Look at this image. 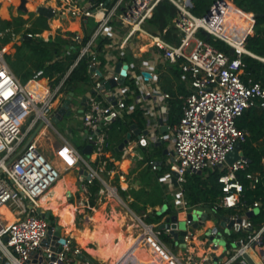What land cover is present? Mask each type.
I'll use <instances>...</instances> for the list:
<instances>
[{
  "label": "built area",
  "instance_id": "2783aa9c",
  "mask_svg": "<svg viewBox=\"0 0 264 264\" xmlns=\"http://www.w3.org/2000/svg\"><path fill=\"white\" fill-rule=\"evenodd\" d=\"M58 1L47 6L54 15L67 13L70 18L80 20L78 28L59 32L65 38L59 57L72 58L62 74L50 76L44 69H38L29 85L25 84L2 57L0 49V264H101L82 257L89 255L71 234L62 230V225L61 232L56 234L55 223L46 216L39 198L62 176L61 169L39 145L40 130L30 141H24L39 122L54 127L53 116L61 114L59 121H62L70 110V116L77 118L84 128L85 144L91 143L93 148L90 159L86 158L60 134L65 141L62 148L65 155L73 157L72 166L81 162L87 165L89 175L80 174L79 180L83 190L91 193L90 185L96 178L106 183L100 172L109 161L103 155L114 121L138 108L143 111L145 126L130 124L118 149L125 153L132 150L133 141L147 148L164 144L170 157L168 176L170 181L175 177L180 186L173 197L179 211L166 214L158 229L153 223L145 224L144 244L153 247L168 264H264V221L256 226L253 218L264 211V155L258 167H253V159L245 152L232 163L227 160L237 143L246 142L251 135L247 128L239 127V117L251 106L264 109V86L246 74L242 58L243 53L256 54L245 47V39L240 42L245 48L239 46L227 30L231 0H212L202 13L193 10L194 0H171L178 11L174 18L177 42L145 28L146 20L161 0ZM91 18L95 21H88ZM141 32L152 38L145 50L148 57L143 59L136 52L141 47ZM200 32L227 42L235 48L237 57ZM6 33H11L13 40L24 38L13 27L0 30L1 37ZM37 35L40 33L27 31L26 36ZM129 50L141 59L138 65L126 58ZM84 60L90 78L89 91L79 97L74 91L67 101L72 90L66 86L67 79ZM158 63L176 65L186 81L187 90L180 95L181 113L176 121H170L168 99L172 94L154 88L158 82ZM122 74L124 81H120ZM129 77L135 78L137 93L127 82ZM131 93H134L132 102ZM27 119L29 123L23 129ZM163 127L166 132H160ZM93 161L100 162L99 168L92 165ZM149 163L156 169L163 160L152 157ZM204 169L219 171L220 193L207 205L204 201L190 203L182 188L187 173H201ZM167 208L164 203L157 213ZM223 209L228 212L221 213L214 225L210 212L218 214ZM173 214H177L176 219ZM181 219L187 224L198 222L203 230L198 233L190 226L174 227ZM207 220L212 223L206 226ZM173 229L178 230L177 236ZM232 230L242 233L232 237ZM163 231L172 237L175 246L178 243L179 251H174L160 237ZM198 243L203 247L201 253L197 251Z\"/></svg>",
  "mask_w": 264,
  "mask_h": 264
},
{
  "label": "trees",
  "instance_id": "16d2710c",
  "mask_svg": "<svg viewBox=\"0 0 264 264\" xmlns=\"http://www.w3.org/2000/svg\"><path fill=\"white\" fill-rule=\"evenodd\" d=\"M10 1L14 3H19L20 1V3H22L21 0ZM211 2L212 0H208L206 3L204 2V0H198L197 2H194L193 10L195 12H199L201 9H207ZM234 2L243 10L247 12H253V17L256 19L253 32L248 33L244 40L245 47L255 53L256 56L249 53H243L242 58L246 63V74L253 76L264 86V0H234ZM27 6L28 8H30L28 4ZM246 14L249 15L250 13ZM176 15V5L171 0H161L156 6L153 15L146 20L145 28L150 32L163 34V36L171 42L178 41L179 37L177 34L176 26L174 25V18ZM88 21L95 20L91 18ZM25 22V19L19 20V23H22L23 25ZM53 22L58 23L59 25L61 24V20L56 16H53ZM14 23V21H8V25H6V27ZM35 23L38 24V26L33 23L31 25V28H27V30L29 29L33 32H41L44 28L49 27V24H47L46 22L41 23L40 21H37ZM16 27L15 29H17ZM164 28H167L166 32H164ZM200 34L213 42L217 47L230 53L231 46L227 42L215 38L213 35L208 36L204 32H200ZM64 43L65 38L60 33L50 34L47 39L40 35L28 37L25 34L23 41V45L28 46L32 50L31 56L28 55L27 57H33L32 60L34 65L37 67V70L44 69V73L50 76L55 75L57 72H60V74H62L66 70L70 63V60L72 59L71 56H69L67 59H61V57H59L62 52ZM86 69L87 62L84 60L71 72L67 79L66 86L74 90H77V88H81L84 90L85 84H90L86 74ZM33 74L34 73L31 70L28 71V76L31 77ZM127 82L130 83L132 87L136 89V91H138L135 78L129 77L127 79ZM171 105L173 111H177L179 116L181 113L182 99L178 98L177 96L173 97L171 99ZM142 112L143 111L138 108L136 109V114H134V116L136 117V115L138 114L142 115ZM175 117L176 116L174 115L173 119H176ZM124 118L125 116L119 117L116 123L112 125V133L110 132L111 136L109 139V144L111 140L113 141L115 135L114 129L118 130L122 125L125 124L126 118ZM142 119H144V117ZM238 125L239 127H246L251 132V135L248 137L247 141L244 144L242 143V147L244 149V152L253 159L255 164L253 167H258L260 158L262 155H264V109L258 106H251L245 109L243 114L238 119ZM147 149L148 148H144L145 151ZM158 149L159 154L163 155L164 149ZM153 152L154 151L150 150L147 151L145 159L149 161L152 157H154ZM144 171L145 173L143 174V177L141 179L146 184L151 185V189H146L145 187L140 189H131L132 192L137 196V199H142L144 203V206L139 207V202L135 201L134 203H132L133 208H135L136 210H146L147 204L163 205L164 203H167L168 208L164 212L159 214L157 213V209H155L152 215H154V213L156 215L157 213L156 216H163L168 213H177L179 210L175 207L173 196L164 190L166 184L162 179L165 176L166 172L163 173V165L154 169L151 164H148L147 168H145ZM218 174V170L207 169V173L204 178L199 176L197 173L188 175L187 181L183 184V189L185 192V196L187 197L189 202L198 203L200 201H204V204L207 205L209 204V201L214 200L220 193ZM91 202L94 205V197H91ZM87 241L90 240L86 239L85 243H87ZM132 251L133 249H128L126 251L125 248L122 249V247L120 246L117 247V249H114V255H119L121 257L127 255V253Z\"/></svg>",
  "mask_w": 264,
  "mask_h": 264
},
{
  "label": "rangeland",
  "instance_id": "374dc122",
  "mask_svg": "<svg viewBox=\"0 0 264 264\" xmlns=\"http://www.w3.org/2000/svg\"><path fill=\"white\" fill-rule=\"evenodd\" d=\"M198 0H194V2H197ZM208 0H204V2L206 3ZM59 1L58 0H44L43 2L40 3H36L37 6L34 8V10L36 11V9L38 8V6L42 5L47 7L50 4L56 5L58 4ZM79 4L83 5V1H79ZM20 4V1L19 3ZM231 6H233V10L235 12V15H237V21L236 22V27H238L240 29V35L243 36L242 41L245 39L247 33L249 32L250 28L252 27V20H249V18H247V15H244L240 10H238L234 5H232L231 3H229ZM26 7H21L20 8V14H19V18L18 20L22 19H26L23 18L22 13H29L30 17H33V15H35V13H32L31 11H29L30 8H28L27 4H25ZM178 12V11H177ZM37 16V21H40L41 23L46 22L47 24L52 23L53 22V17L47 16L45 14H36ZM54 16V15H53ZM242 18H244L246 21L242 22ZM5 21H0V30H3L6 28V25H8V21H6L5 23H3ZM16 25H17V29L16 33L21 35L20 32L24 33L27 35V30L24 29V25L22 23H19V21H15ZM34 24H36L35 22H33ZM5 24V25H3ZM56 25H59L58 23H54ZM38 26V24H36ZM46 25V24H45ZM31 28V27H30ZM228 28V27H227ZM234 35H237L234 34ZM141 38V37H140ZM21 40V39H20ZM23 41L24 38L21 40V43L19 42V40H13V36H11V33H6L5 35H3L2 37L0 36V49H3V54L2 57L5 58V60L7 61V63L11 66L12 69H15V71L18 73V75L20 76L21 80L23 83L28 84L29 81V77L28 76V71L29 68L30 70H32V68L35 66L33 63V57L28 58L27 56H31L32 54V50L28 47L23 45ZM141 44H142V39H140ZM240 42V41H239ZM193 46V43L191 45V47ZM20 48V51H19ZM147 55V54H144ZM132 61H134L137 65L141 62L140 58H136L132 52L129 50L128 55H127ZM234 57H237V53L233 54ZM35 58V56H34ZM153 60V59H152ZM167 67H163L162 64L158 65L157 67V72H159V74L161 76H165L167 75ZM87 71V69H86ZM88 80H90L89 76L87 75ZM84 88V86H83ZM78 92H83L84 90L81 88H77ZM30 119V118H28ZM26 120V122L24 123L23 129L27 126V124L29 123V120ZM69 121L71 122L70 127L67 129L66 128V122L69 123ZM41 122H39L37 124L36 127H34L30 133L26 136V139L24 141V143L29 139V137L32 135V133L35 131V129L38 127V125ZM67 123V124H68ZM77 123V124H76ZM78 124H80V121L78 122L77 118H75L74 116H67L65 118L64 121L58 122V123H54V125L56 126V128L62 132L74 145L75 147L86 157L90 159L89 154H87L83 148H84V143H85V139L83 138L84 136L80 134V129L78 127ZM54 127L49 126V130L52 135H53V139L51 136V133L49 132L47 135L41 137V141L39 143V145H41V147H46L47 148V153L48 155L52 158V159H56L59 158L60 160H62L64 166H66L67 164H71L72 165V161H73V157L71 155H65V148H62V144L61 143H65L64 139L60 136V134L58 133V131H56ZM122 129H114V134L115 133H119L121 132ZM112 130H110L111 132ZM112 133V132H111ZM40 134V131L38 133V136ZM59 140V142H58ZM23 143V145H24ZM245 143V142H244ZM243 143V144H244ZM257 144V143H255ZM113 146L110 147V149ZM158 148L160 147H151L148 148L150 151H154V157L156 159H162L163 160V173L166 172L165 175L169 174L170 172V161H169V155L164 153L163 155L159 154L158 152ZM136 154L134 155L133 159H134V163L136 165V169L139 166H142L143 168L141 169L140 173L144 174L145 173V168H147V165L150 164L149 161L147 159H143L141 160L138 155H143L142 151L137 148L136 146ZM158 152V153H157ZM132 155V154H131ZM79 166H82V162L79 163ZM73 166H71L72 168ZM77 167V166H76ZM75 167V168H76ZM74 169V168H73ZM76 171V170H75ZM62 172V170H61ZM207 173V169H204L203 172L201 173H197L199 176L201 177H205ZM133 174V173H132ZM64 175V173L62 172V176ZM188 175H192V173H187V178ZM99 181V179H97ZM96 180V183L94 185H92V190L97 191V188L99 186L98 181ZM116 178L114 176L113 180L110 181L108 180L109 184L115 188V190L119 193V189L117 186V182H116ZM77 181V180H76ZM103 185V184H102ZM122 185V184H121ZM76 188L74 190H68V195L66 193V198L67 200H69L70 202L74 203L76 206H78L77 208V212H76V216L74 219V226L78 229H82L85 227L86 224H89L91 229L93 231H97L98 232V238L100 239V237L107 242V239H110L112 237V239L114 240L113 244L115 246V248L111 247V241L110 243V250L114 251V249H117V247H122V249L125 248V250L127 251L128 249L131 250L132 249V242L134 240L130 239L131 241H127V239H129V231L126 232V228H128V226L126 224L129 225L130 221H132L134 224L136 223V225H133L132 223V227H135V231L139 230V227L141 228L142 232H143V226L139 225L137 221L138 219H136V217L134 218L131 214L133 209L129 206L128 202L123 198V197H117L116 195L110 193L109 187H107V185L103 186L104 191L100 192L101 194H99L97 198V202L96 205L93 207V204L91 205L90 202L88 201L90 198V193H87L86 191L83 190V188L80 185V182H76L75 183ZM121 188V186H120ZM120 194V193H119ZM93 196V195H91ZM172 198V197H171ZM105 206L104 208V212L109 215L110 221L108 223V227H112V230H110V232H107V228L104 229V222L102 220H100L99 222H90V220L88 219V217L90 215H92L95 211V208L99 209L102 208V206ZM226 210H221L220 213L218 214H214L210 212V218H212L213 224L216 225L219 221V216L221 215V213L225 212ZM228 212V211H226ZM153 214V213H152ZM150 214V216L148 217V219L150 221L153 222L154 226L156 227V229H158L159 224L163 221H165L166 216H156L155 213L154 215ZM183 213H180L179 216L182 217ZM58 217V215H57ZM85 218V219H84ZM254 221L256 223V226L260 225L261 222L264 221V211L260 214L254 215L253 216ZM163 220V221H162ZM211 220H207L206 222V226L210 225L212 223ZM57 222H59V219L57 218ZM101 223V227H102V231L100 230V224ZM61 224V223H60ZM121 225V229H117L118 225ZM119 225V226H120ZM80 226V227H79ZM174 227H187L190 226L191 228H194L195 230H197L198 233H200L201 230H203V226L200 225L198 222H193V223H189L187 224L185 219H181L179 221L178 225L173 224ZM65 231V233H69L71 234L75 241L77 243H80L81 246L86 249H88V246H93L94 244L92 243V241L88 242L87 244L85 243V240L83 239V237L79 236L78 238H76V235L74 234V231H70L69 228L63 226V229ZM123 230L122 232V237H119V231ZM57 232H61V230H57ZM138 232V231H137ZM242 233V230L240 231H235L232 230V237L233 236H237L239 234ZM230 236V235H229ZM160 237L166 242V244L171 247L174 251H179V246L178 243L176 244V246L174 245V240L172 239V237L170 235H168L165 231H163V233L160 235ZM142 238H144L142 236ZM145 243V242H144ZM143 243V249L138 251V250H133L132 252L127 253V255L125 256H119L117 255L116 258L114 259L115 261H111L109 260L112 264H138L137 261H143L144 264H168L166 259H161L158 257L156 250L152 247V250H148V248H150L149 245L144 244ZM221 243L224 244V241L222 240ZM103 246H105V243L102 244ZM110 251V252H111ZM159 254V253H158ZM103 259H105L104 257H102ZM142 259V260H141ZM256 260L260 263L259 259L256 258ZM105 264H110V262L108 260L105 259Z\"/></svg>",
  "mask_w": 264,
  "mask_h": 264
},
{
  "label": "crops",
  "instance_id": "0c3cea01",
  "mask_svg": "<svg viewBox=\"0 0 264 264\" xmlns=\"http://www.w3.org/2000/svg\"><path fill=\"white\" fill-rule=\"evenodd\" d=\"M27 1H26L25 4H27ZM231 4H233L244 15H247V18H249V20H252V22H253L252 23V27H251V30L248 33L253 32L254 24H255V21H256V19L253 17V12H247V11L243 10L240 6H238L234 2V0H231ZM21 5H22L21 3L20 4L14 3V2H12L10 0H8V1H2V0H0V21H14V22L15 21H19L18 18H19V14H20V7H21ZM29 11H31L32 13H35V15H33V17H30V14L29 13H27V15H26V13H24V14L22 13L23 18H26L25 19L26 22L24 23V29H26V30H27V28H30L31 27V25L33 24V22H37V16H36V14H40V12L38 11V8L36 9V11L34 9H29ZM203 11H205V9H201L197 13H202ZM246 13H250V14L248 15ZM250 17H251V19H250ZM237 18L238 17H237V15H235V12L233 10V6H231L229 4V6H228V12H227V23H226V26L227 27H231V26L234 27V34L237 33V35H234V38H235V40L238 41L239 45L242 46L240 44V42L242 41L243 36L240 35V29L238 27H236V22H238L237 21ZM75 20H77V21H75ZM245 21L246 20L244 18H242V22H245ZM70 22H77L78 25H77L76 28H78V26L80 25V20L78 18H74V19L70 18ZM64 24H66L65 19H63V21H61V24L60 25H56V24H54V22H52V23H49V27L44 28L41 32H37V33H40V36H42L45 39H47L50 34L59 33L63 29H72V28H69V27H64L65 26ZM7 27H13L15 29L16 23H14V24H12L10 26H7ZM76 28H73V29H76ZM27 31H30V30L28 29ZM20 33H21V35H23L25 37V34H24L25 32L24 33L20 32ZM248 33H247V35H248ZM177 34H178V30H177ZM140 37L142 39V44H141V47L136 52H137V55H140L142 57V59H143V58L148 57V55H144V54H147L145 52V50L149 48L150 44L152 43V40L145 34V32H141L140 33ZM21 40H19L20 43H21ZM174 42H177V41H174ZM126 58L130 62H133L128 56ZM158 65H160V63H158ZM158 65H157V67H158ZM165 66L167 67V70H166L167 71L166 72L167 75H165L163 77L158 72V75H157L158 76L157 77L158 78V82H157V84H154V88H160L162 90H167V91H169L172 94V97L170 99H168V107H169V113H170V121L172 122V121H176L180 115L178 116V112L177 111H175V112L173 111L172 105H171V99L173 97H175V96H177L178 98H180V95L182 93H185L186 90H187V88H186V81L183 79L182 73H180V69L176 65H167V64H164L163 67H165ZM30 68H29V71H30ZM12 70L19 77V79L21 80L20 76L15 71V69H12ZM36 70H37V67L34 66L31 71L33 73H35ZM32 76L29 78L28 83H30V79H32ZM152 86H153V84H152ZM137 88H138V86H137ZM74 91L77 92V96L79 97L80 95L84 94L86 91H89V84H85L84 91L81 92V93L78 92L77 90H74ZM135 91H136V89H135ZM138 91H139V89H138ZM138 91H136V93ZM129 100L131 102L134 100V93H131L130 94ZM134 114H136V111H134L131 114H128L127 113L125 115V118H126V119L124 118L125 119V124L122 125L120 128L118 127L119 129H122L121 132L115 133L114 138H113V141L111 140L108 148L106 149L105 154L103 155V157L105 159L109 160V161H108V163L106 165V169L100 172L102 179H104L106 181V183H104L103 180H101L99 178H96L95 181H94V183L92 185H94L96 183V180L99 179V181L97 180L99 186L97 188V191H94L93 192L92 187H91L92 185H90L91 193H90V198L88 200L90 202V204L92 205L91 197H94V205H93V207H94L96 205V202H97V198L96 197H98L99 194H101L100 192H103L104 191L103 186L104 185H107V187H109L110 184H109L108 180L112 181L113 178H114V176H115V178L117 179L116 180V182H117V186L116 187H118L120 194L115 190V194L114 195H116L117 197H119V196L120 197H123L128 202L129 206L133 209L131 215L132 216L134 215L133 217L134 218L136 217V219H138L137 221H139L138 224L141 225V226H143L142 227L143 228V232H142V230H141L140 227H139V230H137L138 231L137 232V231H135L136 228L135 227H132L133 225H136V223L134 224L132 221H130L129 225L126 224L128 226V228H126V232L129 231V233H128L129 239H127V241H129V242L131 241L130 239H133V238L135 239L138 235H142L144 237V234L143 233L145 231V224H151V223H153L152 221H150L148 219V216L150 214H152L155 209L159 210L161 208V206H162V204H156V205L147 204V209L146 210H136L132 206V203H134L135 201H138L139 202V204H138L139 207L144 206V203H143L142 199H139V198L137 199V196L131 190L132 188L140 189V188L145 187L146 189H151V185L146 184L141 179L143 177V174L140 173V171H141V169L143 167L142 166H139L136 169V165H135L134 159H133L134 155L136 154V152H135L136 151V146H137V148H139L142 151L143 155H141V156H143L144 158H146V152L149 151V149H147L145 151L144 148H147V147H144L143 145H136L134 143V141L131 143V146L133 148L130 151H128V152L125 153L124 151H120L118 149V144L126 137L128 131L130 130V124L137 123L141 127H144L145 126V121H144V119H142L143 118V113H142V115H139V114L136 115V117L134 116ZM174 115L176 116L175 117L176 119H173V116ZM67 116H70V115H67ZM117 119H118V117H117ZM117 119L114 121L113 124L116 123ZM64 120H62V121H64ZM58 122H61V121H54L53 120V124L54 123H58ZM78 122H79V120H78ZM67 123L68 122H66V128L67 129L73 127V126L70 127V124H71L70 121H69L68 124ZM44 127H46V128H44ZM78 127L80 129V134L83 135L84 136L83 138L85 139L84 128H82L81 124H78ZM42 129L44 131H43L41 137L47 135L50 132V131H48L49 130V126L42 125V127L40 129V133H41V130ZM54 129H57L56 126H55ZM57 131L59 132V134L63 135L66 139H68L58 129H57ZM166 131H167L166 130V127H165V129H163V128L160 129V132H166ZM51 136H52V139H53L54 137H53L52 133H51ZM40 138L38 139L39 142L41 141ZM58 142H59V140H58ZM85 143H84V146H85ZM111 146H113V147L110 149ZM156 146L157 147H160V148H163L164 149V153H166V149H165L166 147H165L164 144H162V145H156ZM41 148L45 152V154L48 157H50L48 155V153H47V148L46 147H43V146ZM90 155L91 154H89V156ZM137 156H138V154H137ZM95 157H96V154H93L92 155V158L95 159ZM143 157L141 158V160L144 159ZM112 158L114 160L111 161ZM125 159H128V161H129L127 167H124L123 166V162H124ZM53 162L62 170L63 173L72 171V172H74L76 174V177H77V174L82 171V169L88 168L87 165L84 164V163H82V166L81 167H78L79 164L74 165L72 168H71V166H72L71 164H67L66 166H64L62 160H60L59 158L53 159ZM99 163H100L99 161H96V162L93 161L92 162V165L94 167H96V168H99V165H100ZM76 166L78 168L77 170L75 169ZM162 180L166 184L165 187H164V190L167 193H170L174 197V194L179 191L180 186H178V184L175 183L173 180L170 181L171 180V177L168 176V174L165 175ZM60 183L61 182H58L55 186H53L50 190L46 191L39 198V200L43 199L42 201H46L45 200L46 199L45 197H48L49 195L51 196V200L47 204V206H42V207H43L44 210H50L51 213L55 217H57V215H58L57 218L59 219V222L62 219L63 213H64V211H63L64 205L63 204H59V202H56L58 200L60 201V199L58 197L62 195L61 194L62 193V189L64 188V186L61 187V188L59 187ZM120 186H121V188H120ZM182 188H183V186H182ZM58 190H61V192H59ZM91 195H93V196H91ZM65 206H67V209L66 210L68 212H74L75 213V216H76V212H77L78 206H76L72 202H67L65 204ZM104 208H105L104 205L102 206V208H100V210L97 209V208H95V211L92 214V216L95 219L94 220V223L97 222V221L99 222L100 220H102L104 222V225H103L104 226V229H106L108 227V223L110 221V218H109V215L110 214L107 215L104 212ZM132 223H133V225H132ZM99 224H100V227H101V223H99ZM119 225H118V228L117 229H121L122 226L121 225L119 226ZM100 230L102 231V227H101ZM110 230H112V227L107 228V232L108 233L110 232ZM122 232H123V230H121V231L118 232L119 235H120L119 237H122ZM100 240L101 241H104L101 237H100ZM106 240L107 241L109 240V242L111 241V247L115 248V246L113 244L114 240L112 239V237L110 239H107L106 238ZM109 242H107V243L105 242V246L101 245V247H106V246H109L110 247V243ZM197 242H199V241H197ZM92 243L94 245L93 246H88V249L89 250L84 249L82 246L81 247L84 249V251H85V253L87 255H89L91 257H94L97 262H99L101 264H105V262H106L105 259H103L99 254H96V253L90 251V248L91 249L93 248V250H94L98 246L97 241H92ZM143 243H144V239H143ZM197 247H198L197 248L198 253H201L202 250H203L202 245L199 244ZM132 249L133 250L140 251V250L143 249V244H141L140 247L137 248V249L136 248H132ZM148 250H152L153 251L152 247L148 248ZM110 251L111 250H107V253L110 256H112V258L111 259L109 258L108 261L111 260L113 262V261H115L114 259L116 258V255H114L115 254L114 251H111V252ZM139 260L137 261L138 264H144L143 261L141 262ZM110 264H112V263L110 262Z\"/></svg>",
  "mask_w": 264,
  "mask_h": 264
},
{
  "label": "bare ground",
  "instance_id": "6f19581e",
  "mask_svg": "<svg viewBox=\"0 0 264 264\" xmlns=\"http://www.w3.org/2000/svg\"><path fill=\"white\" fill-rule=\"evenodd\" d=\"M44 0H28L27 1V4L29 5L30 9H34L37 4L36 3H40V2H43ZM54 16L58 17L61 21H63V19H65L66 21V24H64L65 26L64 27H69V28H76L77 27V22H70V17L68 16L67 13H56ZM77 21V20H75ZM65 23V22H64ZM227 30L234 36V27H228ZM146 34V33H145ZM151 40L152 38L146 34ZM239 45V44H238ZM240 46V45H239ZM242 47V46H241ZM244 48V47H243ZM46 128V127H44ZM43 129L41 130V133L39 134L38 136V139L41 137L42 133H43ZM128 159H125L124 162H123V166L124 167H127L128 165ZM78 167H81V166H78ZM76 170L78 169L77 167L75 168ZM80 174H83V171H81L80 173L77 174V177H76V174L72 171H69V172H65L63 176H61V178L58 179V181L52 185L48 190H50L53 186H55L58 182H61L59 187H63L64 188L62 189V195L59 196L58 198L60 199V201H56V202H59V204H63L64 205V213H63V217L62 219L60 220V223L61 225L67 228L70 229V231H74V234L76 235V238H78L79 236L83 237V239L86 241V239L90 240V241H97V248L93 250V248L91 249L90 248V251L96 253V254H99L101 257H104L106 260H108L109 258L111 259L112 256H110L108 253H107V250H110V247L109 246H106V247H101L102 244H104L106 241H101L99 238H98V232L97 231H93L90 227L89 224H86L84 228L82 229H78L74 226V217H75V213L74 212H68L66 209H67V206H65V204L67 202H70L69 200H67V196H66V193L68 195V190H74L76 188L75 186V183L78 181L80 182L79 180V177H80ZM77 178V179H76ZM77 180V181H76ZM47 190V191H48ZM109 190H110V193L112 194H115V188L112 187L111 185L109 186ZM59 192H61V190H58ZM45 193V192H44ZM43 193V194H44ZM42 194V195H43ZM52 194V193H51ZM41 195V196H42ZM49 197V198H48ZM48 197H45L46 201H42L43 199L39 200V203L41 204V206H47V204L50 202L51 200V196L49 195ZM53 200V199H52ZM6 211V210H5ZM46 212V210H45ZM6 213L8 214V212L6 211ZM51 213V211H50ZM9 215V214H8ZM50 217L52 219H55L57 221V217H55L52 213L50 214ZM85 219V218H84ZM88 219L90 220V222H94V217L92 215H90L88 217ZM80 227V226H79ZM202 231V230H201ZM200 231V232H201ZM144 234V233H143ZM143 239L142 238V235H138L132 242V248H139L141 244H143ZM90 241H87L90 242ZM109 242V240L107 241ZM106 242V243H107ZM86 243V244H87Z\"/></svg>",
  "mask_w": 264,
  "mask_h": 264
},
{
  "label": "water",
  "instance_id": "95a60500",
  "mask_svg": "<svg viewBox=\"0 0 264 264\" xmlns=\"http://www.w3.org/2000/svg\"><path fill=\"white\" fill-rule=\"evenodd\" d=\"M26 1H27V0H22V3H21L22 5H21V7H26V6H25ZM38 11H39L40 13L45 14V15L50 16V17H53V15H54L53 11H52L50 8L45 7V6H42V5L38 6ZM234 51H235V48L231 46V48H230V52H231V53H234ZM120 64H121V63H119V64L117 65V69L120 68ZM123 72H125V71H123ZM124 80H125V75L122 74L120 81H124ZM112 83H115V82L113 81ZM73 94H74V90L72 89V90H70V94H69V97L67 98V101H70V99H71V97H72ZM85 99H86V97L83 98V103H85ZM81 110H82V109H81ZM60 112H61V113H64V112H65V109H64V108H61V109H60ZM70 113H71L70 110L66 111V115H70ZM60 117H61V114L58 113V114H56V115L53 116V120H54V121H59V118H60ZM41 127H42V123H40V124L38 125V127L35 129V131H34V132L32 133V135L29 137L28 141H30V140H31V139L37 134V132L41 129ZM163 129H165V127H163ZM85 138H86V136H85ZM125 141H126V139L124 140V142H125ZM122 144H123V142L121 143V145H122ZM92 148H93V145H92L91 143H87V144H85L83 150H84L87 154H90V153L92 152ZM243 155H244V151H243V149H242V144H241V143H237L235 149H234L233 151H231L230 153H228V155H227V160H228L229 163H232V162H234L236 159L240 158V157L243 156ZM82 171H83V173H84L85 175H87V176L89 175V173H88V169H87V168L82 169ZM173 181H174L175 183H177V180H176L175 177H173ZM165 206H166V205H164V207H165ZM164 207H163V208H164ZM45 214H46V216L49 218L50 222L55 223V226H56V228H57V229H56V234H58L59 232H57V230H60V229H61V224H60V223H57L55 219H52V218L50 217V214H51V213H50V210H46ZM191 216H192V215L189 214V217H191ZM172 217H173L174 219H176V218H177V214H173ZM202 217H203L204 219L207 217V212H206V211H204V212L202 213ZM160 226L163 227V224H161ZM172 232L175 234V236H177V234H178V230H177V229H173ZM81 256H82V257H86L87 259H90L91 261H96V259H95L94 257H91V256H84V255H81Z\"/></svg>",
  "mask_w": 264,
  "mask_h": 264
}]
</instances>
